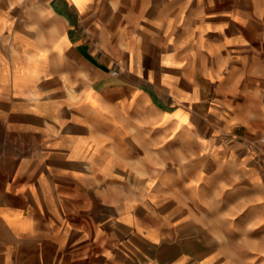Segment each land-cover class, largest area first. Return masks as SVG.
<instances>
[{
    "label": "crops",
    "instance_id": "1",
    "mask_svg": "<svg viewBox=\"0 0 264 264\" xmlns=\"http://www.w3.org/2000/svg\"><path fill=\"white\" fill-rule=\"evenodd\" d=\"M263 93L264 0H0V264L234 261Z\"/></svg>",
    "mask_w": 264,
    "mask_h": 264
},
{
    "label": "rangeland",
    "instance_id": "2",
    "mask_svg": "<svg viewBox=\"0 0 264 264\" xmlns=\"http://www.w3.org/2000/svg\"><path fill=\"white\" fill-rule=\"evenodd\" d=\"M117 70V69H115ZM114 70V71H115ZM119 71V70H117ZM117 75L116 73H114ZM264 137V128L261 132L252 137H247L250 140V144L253 142L256 145H252L251 148H256L260 151L261 156L264 158V144L261 142V138ZM245 140V138H239ZM264 165V163H263ZM232 189L234 192H259V186L249 185L242 180L238 175L233 180ZM226 188V187H224ZM242 204L236 202V210L242 209ZM238 212V211H237ZM241 212V211H240ZM238 225H241L242 217H237ZM221 238L214 243V246L219 248L223 253H230L235 256V260L228 262L229 264H264V228H221ZM165 245L157 246V252L162 256L168 253L169 248ZM173 250H171L172 252ZM176 251V250H175Z\"/></svg>",
    "mask_w": 264,
    "mask_h": 264
},
{
    "label": "built area",
    "instance_id": "3",
    "mask_svg": "<svg viewBox=\"0 0 264 264\" xmlns=\"http://www.w3.org/2000/svg\"><path fill=\"white\" fill-rule=\"evenodd\" d=\"M114 73H116L118 75L119 74V71L115 70ZM262 102L264 104V93H263V96H262ZM261 142L264 144V137L261 138Z\"/></svg>",
    "mask_w": 264,
    "mask_h": 264
}]
</instances>
